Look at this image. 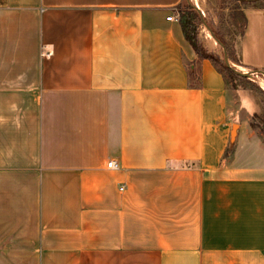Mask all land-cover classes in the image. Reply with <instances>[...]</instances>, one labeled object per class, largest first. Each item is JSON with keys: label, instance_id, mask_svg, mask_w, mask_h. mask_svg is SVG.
<instances>
[{"label": "crops", "instance_id": "obj_1", "mask_svg": "<svg viewBox=\"0 0 264 264\" xmlns=\"http://www.w3.org/2000/svg\"><path fill=\"white\" fill-rule=\"evenodd\" d=\"M184 1L0 0V264H264L259 104L197 56ZM242 9L233 64L260 70Z\"/></svg>", "mask_w": 264, "mask_h": 264}, {"label": "rangeland", "instance_id": "obj_2", "mask_svg": "<svg viewBox=\"0 0 264 264\" xmlns=\"http://www.w3.org/2000/svg\"><path fill=\"white\" fill-rule=\"evenodd\" d=\"M189 1L195 5L197 3L199 7H203L202 9L204 12H201L203 22L201 20L197 30L198 39L203 47L222 60H224V52H226L228 57L227 50L232 57L236 58L240 36L239 31L232 25L227 15L231 3L227 0ZM258 1L261 3L260 0ZM205 33L208 34V38L204 37ZM229 64L234 69L248 74L247 80L238 77H230L224 67L221 64H217L224 76L227 87L242 89L245 93H249L254 97L256 104H259L258 111L251 117V126L261 133L264 139V73L261 72H264V68L259 70L238 67L231 61ZM236 64L239 65V63ZM240 99L245 106L254 103L252 98L247 94H241Z\"/></svg>", "mask_w": 264, "mask_h": 264}, {"label": "trees", "instance_id": "obj_3", "mask_svg": "<svg viewBox=\"0 0 264 264\" xmlns=\"http://www.w3.org/2000/svg\"><path fill=\"white\" fill-rule=\"evenodd\" d=\"M227 1L231 3L227 15L232 25L235 26L239 31V36L241 39L247 23L246 16L242 9V5L245 3H252L253 5L264 7V0H260L261 3H259L258 0H227ZM177 11H178V21L180 23L183 36L191 45L197 56L202 58H208L216 65L221 64L224 67V69L229 73L230 77H238L240 79L247 80L248 78L247 76L236 73L231 66H228L226 64L225 60H222L219 57H217L215 54L208 52L200 43L197 35V30H198V25L201 23V20L203 22V18L201 17L200 10L197 8V6L194 3H191L189 0H186V2L184 1L182 3H179L177 5ZM227 52H228L229 61L235 64L239 63L237 56L236 58H234L231 56L228 50Z\"/></svg>", "mask_w": 264, "mask_h": 264}, {"label": "water", "instance_id": "obj_4", "mask_svg": "<svg viewBox=\"0 0 264 264\" xmlns=\"http://www.w3.org/2000/svg\"><path fill=\"white\" fill-rule=\"evenodd\" d=\"M207 26V25H206ZM224 60H225V62H226V64L228 65V66H230V64H229V59H228V57H227V54H226V52H224ZM233 68V67H232ZM233 70L236 72V73H239V74H241V75H244V76H247L248 77V74L247 73H245V72H240V71H238V70H236V69H234L233 68ZM262 73H264L263 71H261ZM236 127H237V125L236 124H234L233 125V128H232V131H231V135H232V139L234 138V136H235V130H236Z\"/></svg>", "mask_w": 264, "mask_h": 264}, {"label": "built area", "instance_id": "obj_5", "mask_svg": "<svg viewBox=\"0 0 264 264\" xmlns=\"http://www.w3.org/2000/svg\"><path fill=\"white\" fill-rule=\"evenodd\" d=\"M168 20H171V19H173L174 17L173 16H171V15H169V16H167L166 17ZM43 56H48L49 55V53L48 52H46V53H41ZM107 166L109 167V168H113V169H116L117 167H118V164H117V162L114 160V159H110L108 162H107ZM120 189H123L122 187H120Z\"/></svg>", "mask_w": 264, "mask_h": 264}]
</instances>
